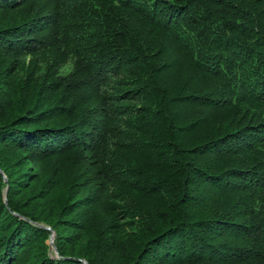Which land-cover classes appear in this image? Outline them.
Returning <instances> with one entry per match:
<instances>
[{"label":"trees","instance_id":"16d2710c","mask_svg":"<svg viewBox=\"0 0 264 264\" xmlns=\"http://www.w3.org/2000/svg\"><path fill=\"white\" fill-rule=\"evenodd\" d=\"M0 264H264V0H0Z\"/></svg>","mask_w":264,"mask_h":264},{"label":"water","instance_id":"95a60500","mask_svg":"<svg viewBox=\"0 0 264 264\" xmlns=\"http://www.w3.org/2000/svg\"><path fill=\"white\" fill-rule=\"evenodd\" d=\"M5 181H7V178L5 177ZM7 190V188H6ZM6 201V200H5ZM47 229H50V227H46ZM50 244L53 248V250L58 253V250L56 249V246L54 245V232L52 231L51 237H50Z\"/></svg>","mask_w":264,"mask_h":264},{"label":"rangeland","instance_id":"374dc122","mask_svg":"<svg viewBox=\"0 0 264 264\" xmlns=\"http://www.w3.org/2000/svg\"><path fill=\"white\" fill-rule=\"evenodd\" d=\"M68 70V66H66V67H64L63 69H62V71L61 72H66ZM45 227H47V226H45ZM51 237V236H50ZM54 238H55V234H54ZM49 243H50V240H49ZM51 245V244H50ZM55 245V244H54ZM52 247V246H51ZM53 249V248H52Z\"/></svg>","mask_w":264,"mask_h":264},{"label":"bare ground","instance_id":"6f19581e","mask_svg":"<svg viewBox=\"0 0 264 264\" xmlns=\"http://www.w3.org/2000/svg\"><path fill=\"white\" fill-rule=\"evenodd\" d=\"M257 11V10H256ZM56 253V252H55Z\"/></svg>","mask_w":264,"mask_h":264}]
</instances>
